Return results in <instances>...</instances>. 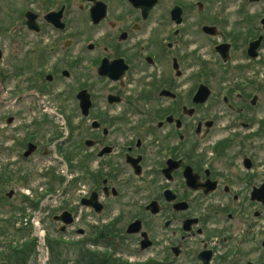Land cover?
I'll use <instances>...</instances> for the list:
<instances>
[{
    "label": "flooded vegetation",
    "instance_id": "1",
    "mask_svg": "<svg viewBox=\"0 0 264 264\" xmlns=\"http://www.w3.org/2000/svg\"><path fill=\"white\" fill-rule=\"evenodd\" d=\"M7 32L0 175L20 211L69 216L111 259L242 264L250 244L264 264V0H0Z\"/></svg>",
    "mask_w": 264,
    "mask_h": 264
},
{
    "label": "rangeland",
    "instance_id": "2",
    "mask_svg": "<svg viewBox=\"0 0 264 264\" xmlns=\"http://www.w3.org/2000/svg\"><path fill=\"white\" fill-rule=\"evenodd\" d=\"M4 23V22H3ZM5 27V26H3ZM8 34H6V36H0V50L3 52V57L7 54V50L12 48L9 38L7 37ZM15 47L17 46V43H14ZM21 45L18 46V48ZM20 49V48H19ZM15 57H19V56H15ZM238 57V56H237ZM16 58V59H17ZM5 63V61L3 62ZM5 65V64H3ZM260 71V70H259ZM212 85L214 86V83H212ZM213 104H209L207 108H209V106H211ZM255 112H260V111H264V104L263 102L260 100L259 101V105H257V107L254 109ZM7 114V110L4 108L0 107V116H4ZM4 125V121H2V118H0V126ZM5 130L0 129V152L1 150H3L4 152L0 153V163H1V159L6 158L5 156ZM44 166H42L40 163L39 165L34 164L33 162H29L27 164L24 165L23 169L25 172L29 173V177L30 179H28V186L32 185L33 183L37 182L39 180L38 175H36L35 171H37V169L39 168H43ZM12 189L13 191L16 192V198L14 199H10V201L8 199L5 198V194ZM15 189V190H14ZM23 188L20 187L18 189V187L13 188V187H7L5 185H0V244L2 245V243L6 240H10V241H14L13 243H17L19 241H27L29 239H31L32 235L28 230L23 229V230H16L15 228H9V224L8 222L12 221L13 219H15L16 217H14L15 214L19 213V208L21 206L20 204V190H22ZM42 226L45 228V241L47 242L49 239L51 240L52 238L56 237L55 234V225L53 224H49L48 229L47 226L45 224V222H43ZM30 237V238H29ZM49 238V239H48ZM71 237L66 235L65 236V240L70 239ZM264 241V237H256L253 238V242L255 243V245H257V247L260 246V243ZM31 246H29V252L31 251V249H33L32 253H28L29 256H27L26 258H23L22 256H20L21 254H14V253H18V251H13L10 255V257H8V259L11 261L12 264H23L21 262V260L19 259H30V261L26 264H39V259H43V257H41L40 255H38L37 251H38V245L37 242L35 240H33L31 242ZM34 245V246H33ZM250 244H247L246 246H242V248L240 249L241 251V255L240 257L238 256L236 259H244L243 263H245L246 259H248L247 261H250L252 263H257L259 259L260 262H262V260L260 258H257L255 255L253 256H246V250H248ZM254 247V245H252ZM89 250H91L92 252H95L97 254H102L105 258L107 259H111L110 255H112V252L108 251V248L105 250H101L98 248H91V247H87ZM245 248V249H244ZM20 250V248H18ZM24 249V248H23ZM231 252H233L235 250V246L233 244H231L230 249ZM28 251V249H27ZM25 251V253L27 252ZM54 251V250H53ZM24 252V250H23ZM52 251L46 250V255H47V259L48 261L50 260V264H52L51 259L54 258L53 253L51 255ZM55 253H57L55 256V259H60L61 261H67L68 264H71L72 262H74L77 258L78 255V251L76 247H71L70 244H63L61 247H59L58 249L55 250ZM117 253L121 254V258L122 259H114L116 262L120 263V264H143V261H145L146 256H148V253H143L142 255H138V256H134L133 255H129L127 253H122L120 251H117ZM1 254V251H0ZM31 254V255H30ZM45 258V257H44ZM129 258V259H127ZM2 259V258H0ZM3 259H6L3 257ZM7 259V261H8ZM14 259H17V261L14 262ZM42 264V263H41ZM49 264V262H48ZM54 264H60L59 262L54 263ZM157 264H160V262H157ZM260 264V263H259Z\"/></svg>",
    "mask_w": 264,
    "mask_h": 264
},
{
    "label": "trees",
    "instance_id": "3",
    "mask_svg": "<svg viewBox=\"0 0 264 264\" xmlns=\"http://www.w3.org/2000/svg\"><path fill=\"white\" fill-rule=\"evenodd\" d=\"M31 242H32L31 240L25 242V244L23 245L24 249L19 250L18 248H15L12 250V252L16 250V251H18V253H14V254H17V255L21 254L20 256H22L23 258H26L27 256H29L28 253L33 252L32 251L33 249H31V251L29 252V246H31V244H32ZM62 245H63V243L58 242L56 240H50V239L48 240V246H49L50 251H52L53 256H54V258L51 259L52 264L57 263V262H59L60 264H68L67 261H61L60 259H55V256H58V255H56L57 253H55V250L58 249L59 247H61ZM71 247H76L77 251H78L77 259L74 262H72L71 264H120V263L116 262L114 259H107L102 254L100 255V254H97L95 252H92L91 250H89L85 246L84 242H82V243L79 242L77 244H73V245H71ZM27 249H28V251H27ZM23 250H24V252H23ZM25 251H27V252L25 253ZM52 253H51V255H52ZM3 257L6 259H3ZM8 257H10L9 254L5 255L3 252H1L0 258H2V259H0V263L4 262V264H9ZM7 259H8V261H7ZM19 260H21V262L23 264H26L30 261V259H19ZM15 261H17V259H14V262ZM143 264H156V263L153 261H148V262L143 263Z\"/></svg>",
    "mask_w": 264,
    "mask_h": 264
},
{
    "label": "water",
    "instance_id": "4",
    "mask_svg": "<svg viewBox=\"0 0 264 264\" xmlns=\"http://www.w3.org/2000/svg\"><path fill=\"white\" fill-rule=\"evenodd\" d=\"M57 219H58V220H62V221L64 222V224H68V223L71 222L69 216H67V215H64V216H62V217H59V218H57Z\"/></svg>",
    "mask_w": 264,
    "mask_h": 264
},
{
    "label": "bare ground",
    "instance_id": "5",
    "mask_svg": "<svg viewBox=\"0 0 264 264\" xmlns=\"http://www.w3.org/2000/svg\"><path fill=\"white\" fill-rule=\"evenodd\" d=\"M37 222V221H36Z\"/></svg>",
    "mask_w": 264,
    "mask_h": 264
}]
</instances>
